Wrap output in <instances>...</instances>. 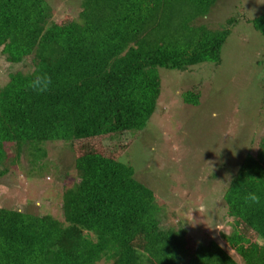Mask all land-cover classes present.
Returning a JSON list of instances; mask_svg holds the SVG:
<instances>
[{
    "label": "trees",
    "instance_id": "obj_1",
    "mask_svg": "<svg viewBox=\"0 0 264 264\" xmlns=\"http://www.w3.org/2000/svg\"><path fill=\"white\" fill-rule=\"evenodd\" d=\"M217 1L80 0L76 17L55 23L46 0H0V55L32 63L0 87V178L7 143L18 151L54 140H74L79 177L63 193L59 219L0 207V264H239L214 241L193 247L181 228L160 226L154 192L119 160L128 144L116 156L78 147L142 130L156 109L158 68L220 63L229 29L194 24ZM252 25L264 34V14ZM41 74L51 86L34 91L29 83ZM192 89L182 92L183 102L198 105ZM259 134L256 155L238 162L223 194L235 227L226 243L243 264H264L256 243L264 238V128ZM250 192L259 204H245Z\"/></svg>",
    "mask_w": 264,
    "mask_h": 264
},
{
    "label": "rangeland",
    "instance_id": "obj_2",
    "mask_svg": "<svg viewBox=\"0 0 264 264\" xmlns=\"http://www.w3.org/2000/svg\"><path fill=\"white\" fill-rule=\"evenodd\" d=\"M46 1L55 23L71 20L80 9V0ZM262 14L264 0H218L194 24L210 31L229 29L220 63L206 61L187 71L158 68L156 109L142 130L124 132L103 146L94 140L78 145L116 156L128 144L119 160L131 165L134 176L154 192L160 226L181 228L193 247L203 243L211 248L214 241L239 264L242 260L226 243L235 227L223 194L238 162L248 153L256 155L255 143L264 128V34L252 25ZM30 58L12 64L0 55V87L13 73H28ZM189 88L199 93L198 105L183 102L182 92ZM71 141L31 143L18 151L7 143L0 207L61 218L63 193L79 180ZM237 228L255 239L244 226ZM97 264L110 263L103 259Z\"/></svg>",
    "mask_w": 264,
    "mask_h": 264
},
{
    "label": "clouds",
    "instance_id": "obj_3",
    "mask_svg": "<svg viewBox=\"0 0 264 264\" xmlns=\"http://www.w3.org/2000/svg\"><path fill=\"white\" fill-rule=\"evenodd\" d=\"M52 80L51 77L47 74H41L35 76L29 83V87H31L34 91L44 92L51 86ZM245 204H259L260 196L255 192L248 193L244 198ZM256 243L264 247V238H257Z\"/></svg>",
    "mask_w": 264,
    "mask_h": 264
}]
</instances>
